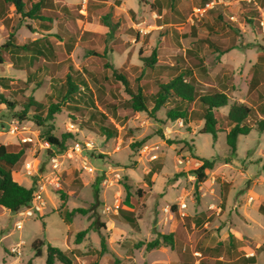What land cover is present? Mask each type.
Listing matches in <instances>:
<instances>
[{
  "label": "rangeland",
  "instance_id": "1",
  "mask_svg": "<svg viewBox=\"0 0 264 264\" xmlns=\"http://www.w3.org/2000/svg\"><path fill=\"white\" fill-rule=\"evenodd\" d=\"M46 2L48 17L31 20L0 0V46L13 33L17 44L37 41L43 51L5 52L0 64V94L17 104L0 105V145L25 149L12 175L27 188L37 186L39 196L17 213L0 207V264H46L48 244L68 251L76 264H246L242 256L253 253L254 264H264V131L256 126L264 119V0ZM113 69L146 95L187 71L197 90L223 92L229 106L252 108L253 129L232 153L229 107L216 113L215 138L205 133L198 104L187 121H170L165 109L156 118L134 113ZM68 77L79 87L78 110L62 106L42 125L32 109L19 119L31 98L42 104L45 119ZM93 113L105 116L116 133L108 136L88 121ZM16 121L21 134L9 132ZM49 134L64 146H46ZM200 159L213 167L196 187ZM77 208L90 211L66 221L65 212ZM95 217L105 228L92 226ZM161 234H171L173 245ZM102 236L107 252L98 257ZM155 239L160 246L148 250ZM34 243L44 244L42 256L36 257Z\"/></svg>",
  "mask_w": 264,
  "mask_h": 264
},
{
  "label": "trees",
  "instance_id": "2",
  "mask_svg": "<svg viewBox=\"0 0 264 264\" xmlns=\"http://www.w3.org/2000/svg\"><path fill=\"white\" fill-rule=\"evenodd\" d=\"M5 5L13 7L20 15L24 18L31 20H45L47 16L48 3L46 0H2ZM50 7V6H49ZM106 19V18H105ZM31 44H17L15 42V36L13 33L9 35L8 41L0 46V64L4 63L2 58L3 53L11 52L12 55H17L20 52L28 51L29 53L36 52L39 55H43V51L37 47V41H33ZM231 49H228L225 52H229ZM156 51L152 53V56L149 58V61L155 62ZM145 63L147 66H152L151 62L148 60ZM113 75L115 78L123 83L125 86L126 92L130 95V107L133 112H147L152 118L157 117V113L161 110L165 111L166 117L170 121H176L182 119L187 121L189 114L191 113L190 109L193 104H198L204 111L203 119L205 120V133L212 134L215 138L217 136V126L219 121L216 118V113L222 108L229 107L226 119L230 125V129L226 133V143L229 150L232 153L237 151V143L240 136H246L252 131V126H250V117L255 115L254 110L244 104H233L229 106L228 97L225 93L208 90L203 92L202 90H197L195 84L186 79L187 71H180L179 73L170 77L167 82H162L158 85L157 91L152 95H146L143 92V88L138 86L137 92H135L131 86L128 78L119 73L118 70L113 69ZM2 80V79H1ZM0 80V81H1ZM4 81V80H2ZM2 87L7 90L9 85L6 83L2 84ZM79 94V87L73 82L71 77L67 78L65 86L62 88L58 96L56 103H52L47 108V116L45 119H42L39 113H42L44 107L42 104L35 102L32 98L27 99L24 103L23 110L19 112L20 120H25L29 110L35 111L37 116H34L35 122L38 125H42L43 122H46L48 119H53L56 113L60 112L62 106H68L70 109L78 110L79 107L83 104ZM7 94H0V105L6 107L15 108L17 105L14 100H10L6 97ZM75 103V104H74ZM173 103V106L167 108L166 106ZM74 105V106H71ZM73 107V108H72ZM96 124L99 125L101 130L108 136H113L116 133V128L107 120L105 116H97V113H93L90 118ZM258 131H264V119L256 122ZM112 129V130H111ZM47 142H49L54 147H63V142L56 136L49 134L47 136ZM25 154V149H21L18 152H10L8 147L5 145H0V207L7 209L11 212L17 213L22 208L28 207L31 205L37 186L27 188L20 184L13 178L11 168L14 167L17 163L21 161ZM202 161V166L199 169L195 170L193 173L196 176V187L200 183L205 182L206 173L205 170L211 169L213 163L205 159H200ZM127 188V187H126ZM127 190H129L127 188ZM138 195L142 197L143 192L138 191ZM89 209L77 208L71 211H66L65 220L71 221L72 217L77 213L86 215L89 213ZM261 213L264 214V209L261 208ZM98 218L95 217L92 226L99 230L100 228H105V224H98ZM131 224H136L137 221L134 217L127 218ZM88 229L82 230L76 235V243L80 244L84 237L87 235ZM164 238V241L168 242L170 245H173V239L171 234L164 235L161 234ZM139 245V244H138ZM143 245V242L140 243ZM42 243L41 246H38L37 243H34L33 247L36 250V257L43 255ZM160 246L159 239H155L146 244V248L155 249ZM264 249V246L262 247ZM264 251V250H262ZM107 252L106 239L101 237V249L99 250L98 257H102L103 254ZM247 263H255V255L252 257L246 258ZM27 264H33L32 260L28 261ZM46 264H76L75 259L72 254L68 251L63 250L59 247L48 244L46 250Z\"/></svg>",
  "mask_w": 264,
  "mask_h": 264
},
{
  "label": "built area",
  "instance_id": "3",
  "mask_svg": "<svg viewBox=\"0 0 264 264\" xmlns=\"http://www.w3.org/2000/svg\"><path fill=\"white\" fill-rule=\"evenodd\" d=\"M2 118L3 117H0V139H1V136L4 134V129L2 127V123H3V119ZM20 128L21 127H20V124H19L18 121L13 122L12 125L9 126V132L10 133H13V134L14 133H20L21 134L24 129H20ZM30 140H31L30 138H23L22 139L23 142H27V141H30ZM44 144L46 146H49V142H47V141ZM36 198L38 199L39 196L35 193L34 199H36ZM34 199H33L32 202H34ZM181 208L182 209H185L186 208V205L185 204H182L181 205ZM18 227L21 228V225L19 224Z\"/></svg>",
  "mask_w": 264,
  "mask_h": 264
},
{
  "label": "crops",
  "instance_id": "4",
  "mask_svg": "<svg viewBox=\"0 0 264 264\" xmlns=\"http://www.w3.org/2000/svg\"><path fill=\"white\" fill-rule=\"evenodd\" d=\"M254 255H255V253H253L252 255H249V256H248V255H246V256H242V257H243V258H242L243 262L247 264L246 258H247V257H252V256H254ZM255 261H256V258H255ZM253 264H254V263H253Z\"/></svg>",
  "mask_w": 264,
  "mask_h": 264
}]
</instances>
